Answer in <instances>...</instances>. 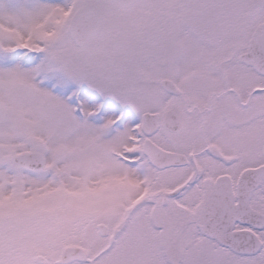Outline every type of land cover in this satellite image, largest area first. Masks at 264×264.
Instances as JSON below:
<instances>
[{
	"label": "snow or ice",
	"instance_id": "snow-or-ice-1",
	"mask_svg": "<svg viewBox=\"0 0 264 264\" xmlns=\"http://www.w3.org/2000/svg\"><path fill=\"white\" fill-rule=\"evenodd\" d=\"M0 264H264V0H0Z\"/></svg>",
	"mask_w": 264,
	"mask_h": 264
}]
</instances>
